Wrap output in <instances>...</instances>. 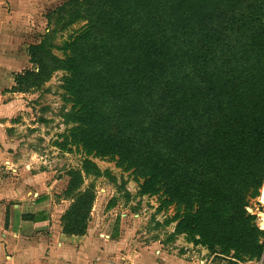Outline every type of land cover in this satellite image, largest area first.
Here are the masks:
<instances>
[{
    "label": "trees",
    "instance_id": "obj_1",
    "mask_svg": "<svg viewBox=\"0 0 264 264\" xmlns=\"http://www.w3.org/2000/svg\"><path fill=\"white\" fill-rule=\"evenodd\" d=\"M46 20L12 92L65 72L73 127L57 146L135 171L141 195L175 207V235L259 262L264 231L248 209L262 188L264 200V0H68ZM67 175L63 232L85 236L97 199L85 181L102 172L86 159Z\"/></svg>",
    "mask_w": 264,
    "mask_h": 264
},
{
    "label": "crops",
    "instance_id": "obj_2",
    "mask_svg": "<svg viewBox=\"0 0 264 264\" xmlns=\"http://www.w3.org/2000/svg\"><path fill=\"white\" fill-rule=\"evenodd\" d=\"M52 3L50 0H0V87L5 72L13 70L8 62L16 59L14 55L27 56L23 52L25 48L18 43L30 36V21L47 15L44 9ZM5 94L0 100L3 97L4 102L10 104L14 96L9 92ZM5 111V105L0 106V118ZM12 129L8 124L0 126V264L214 263L216 256L186 262L167 254L166 248L162 249L163 244L145 246L135 240V231L130 240L122 221L106 225L105 212L92 214L96 218H92L85 236L65 235L62 218L71 203L61 198L58 191L69 177L66 175L59 180L49 177L35 152L29 154L26 150L20 156L24 145L14 138ZM253 211L256 217L264 214L261 208ZM237 263L264 264V255L259 262Z\"/></svg>",
    "mask_w": 264,
    "mask_h": 264
},
{
    "label": "rangeland",
    "instance_id": "obj_3",
    "mask_svg": "<svg viewBox=\"0 0 264 264\" xmlns=\"http://www.w3.org/2000/svg\"><path fill=\"white\" fill-rule=\"evenodd\" d=\"M50 1L53 3L45 7L44 15L46 12L48 15L68 0ZM47 15L42 18H40L42 16L40 15L39 18H33L30 21L28 27L30 36L18 43V45L25 48L23 49L24 53H27L30 45L40 44L46 36L48 28ZM83 26L84 23L78 22L67 31L60 33L55 44L61 46L75 30H79ZM53 53L57 57L63 58L62 51L55 49ZM7 56H10V54H7ZM13 58L16 59L8 62L13 66V70L5 72L3 76L4 83L0 87V93L3 92V94L0 96H5V93L9 92L11 93L10 96L14 97L13 100H10V104L4 102L3 97L0 100V106L5 105L6 108L5 115L0 118V126L8 124L10 128H13L14 138L24 145L22 146V153L19 152L20 156H23L26 150L29 154L31 152L37 153L39 162H42L44 168L47 169L46 174L58 180L59 178L65 179V176L71 170L81 169L85 160L90 159L100 168L102 176L86 178L84 188L89 187L91 184L95 185L97 199L93 214L95 213V216H97V213L102 215L105 212L106 225L111 222L120 224L122 221L127 226L130 240L133 238L135 231V240H140L143 245L163 244L162 249L166 248L167 254H171V256L174 254L186 262L216 256L213 264H239L232 258L215 255L201 246L189 243L185 235H175L177 224L169 223L176 214L175 207L164 210L162 209L160 197L141 195L140 186L143 180L138 178L135 171H126L114 161L87 158L80 149L71 144L67 145L65 149L62 146H57V144H63L66 141V137L69 136L70 129L73 127V124L69 123L66 118V115L71 112L72 106L67 103L65 90L63 89L65 72L56 71L50 81L40 89L29 93H15L12 92L16 85V83L14 86L12 85L15 82L14 76L33 68V66L30 64L28 54L27 56L26 54L24 56L23 54L21 56L14 55ZM2 67H4L3 64ZM9 81L10 84H8ZM68 183L69 181H64L62 188L58 191L61 198L64 197ZM67 201L71 203V201ZM259 208L258 198L251 202L249 209L252 211L250 212L249 209L248 211L251 215H254L253 210Z\"/></svg>",
    "mask_w": 264,
    "mask_h": 264
},
{
    "label": "built area",
    "instance_id": "obj_4",
    "mask_svg": "<svg viewBox=\"0 0 264 264\" xmlns=\"http://www.w3.org/2000/svg\"><path fill=\"white\" fill-rule=\"evenodd\" d=\"M263 187H264V185H263ZM262 189H261V194H260V197H259V204H260V208L264 209V200H263V197H262ZM257 219H258L257 220L258 226L260 227L261 230L264 231V214L258 216ZM102 237L109 238L107 236H102Z\"/></svg>",
    "mask_w": 264,
    "mask_h": 264
}]
</instances>
